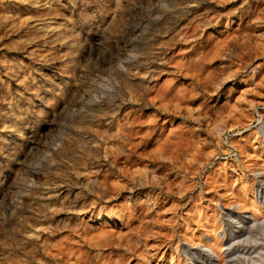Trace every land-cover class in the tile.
I'll list each match as a JSON object with an SVG mask.
<instances>
[{
  "label": "rangeland",
  "instance_id": "1",
  "mask_svg": "<svg viewBox=\"0 0 264 264\" xmlns=\"http://www.w3.org/2000/svg\"><path fill=\"white\" fill-rule=\"evenodd\" d=\"M256 104L264 0H0V264H251Z\"/></svg>",
  "mask_w": 264,
  "mask_h": 264
},
{
  "label": "bare ground",
  "instance_id": "2",
  "mask_svg": "<svg viewBox=\"0 0 264 264\" xmlns=\"http://www.w3.org/2000/svg\"><path fill=\"white\" fill-rule=\"evenodd\" d=\"M260 129L261 130L264 129V123L262 124ZM246 130L250 131V129H246ZM262 133L263 134H261V135H264V132H262ZM117 136L119 137V139H123V141L126 140V138H127L126 135L125 136L124 135H117ZM255 193H256V197L251 202L252 208H251L250 213L248 212V213H246V215L243 214V216H241L242 213L237 214V215L235 213V215H234V214H231L232 211L230 210L231 212L227 216V223L228 222L231 223L230 230L228 231V233H226L225 231H222V230L215 232V238H216L215 241L214 240H208L211 242L209 244L202 246L203 247L202 252L204 253V255H206L210 259V261L215 262V261L219 260V253H217V251L215 249L217 246V243L223 244V245L221 244L222 245V250L220 251L221 253L222 252L228 253L234 245L239 244L240 242H243L244 240H245L244 243L250 242V239H251L250 235L247 236L242 241H237V242L233 241L236 237L232 238V236L236 235L235 233L238 229H241V228L250 229L252 227H256L262 233H264V218H262V219L258 218L260 210L264 209V171L263 170L257 172V187H256ZM231 206L235 209H239L240 205L239 204H236V205L231 204ZM256 214H257V219L255 218ZM119 220H117V221H119ZM120 222H121V220H120ZM250 223H251L250 226H246V224H250ZM238 231L240 232V230H238ZM253 240L254 239H252L251 241H253ZM238 255H240V254H238ZM234 258H229L228 262L229 263L232 261L234 262V260L237 259V258H235V259ZM247 260H251V264H264V249H263V247H261L259 249V251L256 252V254L254 256H252L249 259L247 258ZM202 264H205V262H203Z\"/></svg>",
  "mask_w": 264,
  "mask_h": 264
},
{
  "label": "built area",
  "instance_id": "3",
  "mask_svg": "<svg viewBox=\"0 0 264 264\" xmlns=\"http://www.w3.org/2000/svg\"><path fill=\"white\" fill-rule=\"evenodd\" d=\"M264 123V105L256 104L252 109V121L248 125L246 129H252L257 133H262V130L260 127ZM245 132V131H244ZM235 134L233 132H226L223 134V143L226 146V153H224V159H232L237 157V150L236 148L231 144L232 137H234ZM216 160L220 158V156L216 155Z\"/></svg>",
  "mask_w": 264,
  "mask_h": 264
}]
</instances>
